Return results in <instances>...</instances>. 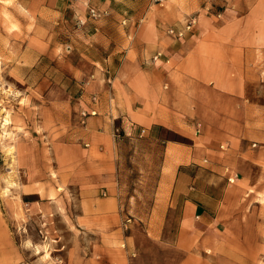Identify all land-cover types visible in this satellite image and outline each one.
<instances>
[{"label": "rangeland", "instance_id": "1", "mask_svg": "<svg viewBox=\"0 0 264 264\" xmlns=\"http://www.w3.org/2000/svg\"><path fill=\"white\" fill-rule=\"evenodd\" d=\"M76 1L85 15L62 20L59 9L72 14L73 3L66 9L61 0H0V264H77L80 256L97 261L91 248L107 243L127 252L126 264H264V166L243 174L241 200L237 190L228 192L221 233L196 235L192 222L182 219L183 204L175 203L166 220L152 217L165 146L152 135L117 145L121 237L109 243L82 232L73 152L59 156L54 146L68 142L75 123L87 125L89 112L77 108L91 78L82 76L89 70L80 65L84 46L77 42L88 21L106 13L93 0ZM209 4L211 13L236 21L242 43L255 44L248 88L264 101V0ZM183 175L189 187L222 182L196 166ZM226 183L236 186L239 179Z\"/></svg>", "mask_w": 264, "mask_h": 264}, {"label": "crops", "instance_id": "2", "mask_svg": "<svg viewBox=\"0 0 264 264\" xmlns=\"http://www.w3.org/2000/svg\"><path fill=\"white\" fill-rule=\"evenodd\" d=\"M61 2L66 9L69 2L74 5L72 14L59 9L62 20L85 15L76 0ZM93 4L106 17L89 20L77 42L84 46L80 65L89 70L82 76L91 78L77 108L89 112L87 125L75 123L68 142L54 146L59 156L73 152L82 232L109 243L121 237L117 145L123 138L142 137L146 128L165 144L153 219L166 220L175 203L183 204L182 219L192 222L194 234L218 235L229 212L228 192L237 190L241 200L243 174L264 166V101L248 88L255 75V44L242 43L236 21L211 13L209 0ZM77 69L82 74L81 66ZM194 166L218 174L222 182L189 187L183 174ZM233 173L242 174L236 186L226 183ZM90 252L98 253L97 261L80 256L77 264H126L127 252L112 244Z\"/></svg>", "mask_w": 264, "mask_h": 264}, {"label": "built area", "instance_id": "3", "mask_svg": "<svg viewBox=\"0 0 264 264\" xmlns=\"http://www.w3.org/2000/svg\"><path fill=\"white\" fill-rule=\"evenodd\" d=\"M167 0H154V2H156V3H164V2H166ZM91 12L93 13V15H97V12H96V10L93 8V9H91ZM191 26H192V24H189V26H188V30H190L191 29ZM170 33L171 34H175V35H177L178 37H183V32H179V33H177V32H175L174 30H171L170 31ZM94 114V113H93ZM83 117H87V114L86 113H83ZM116 134L117 135H120V130H117L116 131ZM150 133H149V130L148 129H146V128H141V130H140V135L142 136V137H144V136H147V135H149ZM239 177V175L238 174H233V176L232 177H230L229 178V181L231 182V183H234L235 182V180H237V178Z\"/></svg>", "mask_w": 264, "mask_h": 264}]
</instances>
